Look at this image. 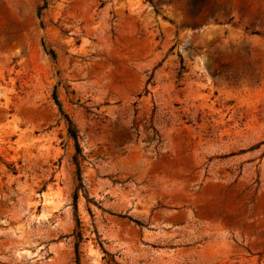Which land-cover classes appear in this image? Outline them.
I'll use <instances>...</instances> for the list:
<instances>
[{
    "label": "rangeland",
    "instance_id": "obj_1",
    "mask_svg": "<svg viewBox=\"0 0 264 264\" xmlns=\"http://www.w3.org/2000/svg\"><path fill=\"white\" fill-rule=\"evenodd\" d=\"M43 4L0 0V264H264V0Z\"/></svg>",
    "mask_w": 264,
    "mask_h": 264
},
{
    "label": "trees",
    "instance_id": "obj_2",
    "mask_svg": "<svg viewBox=\"0 0 264 264\" xmlns=\"http://www.w3.org/2000/svg\"><path fill=\"white\" fill-rule=\"evenodd\" d=\"M49 4V0H44V4L42 6V8H46ZM50 52L52 53V55L55 57V52L53 50H50ZM55 95V99L57 101V103L59 104V107H60V110L62 113L63 112V109H62V106L61 104L59 103V100L57 98V95L56 93L54 94ZM68 120V123H69V133L72 135V137L76 140V146H77V150L78 152H80V147H79V142H78V133H77V130L74 128L73 126V122L72 120L69 118V116L67 114H64ZM77 198H78V193L76 192L75 195H74V200L75 202L77 201ZM76 249L78 250V244L76 245Z\"/></svg>",
    "mask_w": 264,
    "mask_h": 264
}]
</instances>
